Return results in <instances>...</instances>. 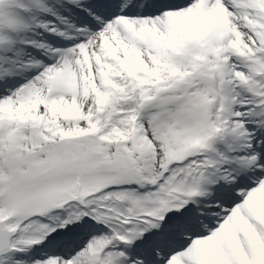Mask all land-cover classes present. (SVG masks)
<instances>
[{"label": "snow or ice", "instance_id": "snow-or-ice-1", "mask_svg": "<svg viewBox=\"0 0 264 264\" xmlns=\"http://www.w3.org/2000/svg\"><path fill=\"white\" fill-rule=\"evenodd\" d=\"M0 264H264V0H0Z\"/></svg>", "mask_w": 264, "mask_h": 264}]
</instances>
